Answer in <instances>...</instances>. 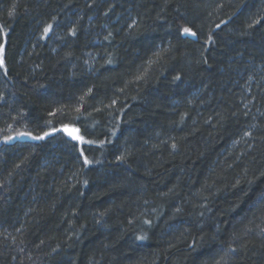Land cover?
<instances>
[{"label": "trees", "instance_id": "obj_1", "mask_svg": "<svg viewBox=\"0 0 264 264\" xmlns=\"http://www.w3.org/2000/svg\"><path fill=\"white\" fill-rule=\"evenodd\" d=\"M0 44V264H264V0H0Z\"/></svg>", "mask_w": 264, "mask_h": 264}, {"label": "snow or ice", "instance_id": "obj_2", "mask_svg": "<svg viewBox=\"0 0 264 264\" xmlns=\"http://www.w3.org/2000/svg\"><path fill=\"white\" fill-rule=\"evenodd\" d=\"M257 22L258 21H253V23H257ZM221 23H223V21ZM51 27L52 26L49 25L48 27H46L44 29L45 34H47L50 31ZM217 27H219V25H217ZM182 32H183V34H188V35H192V36H195L196 35V33L191 28H189V27L183 28L182 29ZM209 39H211V38H209ZM3 47L4 46L2 44H0V52L3 51ZM3 63H4L3 62V59H0V67H3ZM140 78L141 77H137V79H140ZM177 79H179V77H177ZM90 91H91V89H89V92ZM113 104H115V101H113ZM77 111H79V109H77ZM53 131H56V130L53 129ZM64 131H66L68 133V135L71 136L74 140H78V141H80L82 143H93L92 141H86L83 136L75 134V133H78V131H79L78 129H69V128H67V126H65ZM16 135L32 136L31 133H17ZM48 135H49V133L48 132H45V133H43L40 136H35V137H32V138L33 139H36V140H41V139H44ZM244 135L247 136V135H250V133H245ZM4 139H5V141H8V140L13 139V137L12 136H5ZM173 147H175V145H173ZM81 156H83V158H84V164L85 165L91 163V161H89V159L87 158V156L84 155L83 151H81ZM122 158H123L122 156H118L117 157L118 160L119 159H122ZM145 223H149V221H145ZM137 239L138 240H143V239H145V237L144 236H138Z\"/></svg>", "mask_w": 264, "mask_h": 264}, {"label": "water", "instance_id": "obj_3", "mask_svg": "<svg viewBox=\"0 0 264 264\" xmlns=\"http://www.w3.org/2000/svg\"><path fill=\"white\" fill-rule=\"evenodd\" d=\"M69 129H71V128H69Z\"/></svg>", "mask_w": 264, "mask_h": 264}]
</instances>
